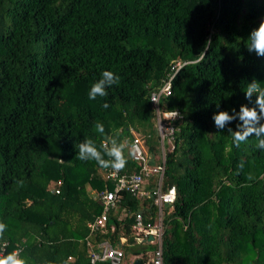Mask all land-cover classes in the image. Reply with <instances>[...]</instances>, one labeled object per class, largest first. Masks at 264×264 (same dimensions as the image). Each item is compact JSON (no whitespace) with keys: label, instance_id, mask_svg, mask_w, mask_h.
Returning <instances> with one entry per match:
<instances>
[{"label":"trees","instance_id":"obj_1","mask_svg":"<svg viewBox=\"0 0 264 264\" xmlns=\"http://www.w3.org/2000/svg\"><path fill=\"white\" fill-rule=\"evenodd\" d=\"M262 19L264 0H0V256L18 250L26 264L69 256L90 264L88 237L149 261L154 245L133 224L138 212L154 222L156 206L121 191L91 233L102 210L95 192L112 182L94 160H79L74 144L86 136L99 149L118 133L127 145L119 171H138L133 131L158 153L149 95L175 72L160 101L178 113L162 181L176 192L163 206V264H264V150L254 136L236 147L212 120L249 103L248 81L264 88V57L246 47ZM104 69L119 84L90 100ZM153 186L151 178L145 187Z\"/></svg>","mask_w":264,"mask_h":264},{"label":"built area","instance_id":"obj_2","mask_svg":"<svg viewBox=\"0 0 264 264\" xmlns=\"http://www.w3.org/2000/svg\"><path fill=\"white\" fill-rule=\"evenodd\" d=\"M179 67L180 63H177L175 71ZM174 74L175 72L169 74L168 78L158 90L152 91L149 95L154 114V126L158 136V153L153 155L151 151H149L148 144L145 142L144 137L138 132L133 131V138L128 148L131 159L139 166V170L120 172L119 170L110 167L105 168L103 174L112 182V188H105L95 193L94 197H96L101 203L102 210L100 214H98L94 220L87 225L91 233H96L103 228L108 212L111 208L115 207L119 199V192L121 191H129L139 198H150L157 208L154 222H143L142 215L138 212L135 214L133 224L134 234L140 240L149 241L154 245L153 250H151L150 259L145 264H163V206L172 203L176 195L174 186L163 189L162 181L166 151L173 147L172 141L176 129L170 122V119L175 118L177 115L175 117L169 116L170 112L176 111L163 110L160 103L163 96L170 94L171 79ZM152 158L157 162L151 163L150 161ZM151 178H153L154 186L151 189H147L145 185L150 183ZM85 241L88 246V258L90 264H98L100 262L122 264L123 251L120 248L114 247L110 240L107 239L99 242H92L88 237H85ZM2 251L3 249H0V255L2 254ZM72 260L73 258L69 256L64 264H70Z\"/></svg>","mask_w":264,"mask_h":264},{"label":"clouds","instance_id":"obj_3","mask_svg":"<svg viewBox=\"0 0 264 264\" xmlns=\"http://www.w3.org/2000/svg\"><path fill=\"white\" fill-rule=\"evenodd\" d=\"M247 50L254 52L258 57H264V19L258 26L251 29L246 42ZM120 76L111 69H104L100 76L95 80L88 92L87 97L95 100L97 97H106L108 89L113 85L119 84ZM248 104L241 103L239 109H221L213 113L212 120L217 129L227 130L232 134V143L239 147L242 142H246L249 137H256L254 145L258 150H264V88L260 86L257 79L248 81L246 89L243 91ZM253 97H255L253 99ZM155 101V100H154ZM102 108H108L106 100L101 102ZM217 108L219 105L217 104ZM177 112H170L169 116L175 117ZM238 121L235 130L230 126L231 122ZM99 133L105 132L103 123L96 124ZM75 155L79 160L95 161L100 167L122 169L127 163L125 149L127 145L119 139V135L113 134L106 137L105 142L101 143L99 149L95 142L84 137L79 143H75ZM107 157V158H106ZM6 233V224L0 222V238ZM0 264H26L18 250H13L6 255L0 256Z\"/></svg>","mask_w":264,"mask_h":264},{"label":"crops","instance_id":"obj_4","mask_svg":"<svg viewBox=\"0 0 264 264\" xmlns=\"http://www.w3.org/2000/svg\"><path fill=\"white\" fill-rule=\"evenodd\" d=\"M92 193H93V191H92ZM138 256H129V257H125V258H123V260H122V264H133V261H134V259L135 258H137Z\"/></svg>","mask_w":264,"mask_h":264},{"label":"water","instance_id":"obj_5","mask_svg":"<svg viewBox=\"0 0 264 264\" xmlns=\"http://www.w3.org/2000/svg\"><path fill=\"white\" fill-rule=\"evenodd\" d=\"M133 264H141V258H139V257L135 258L133 261Z\"/></svg>","mask_w":264,"mask_h":264},{"label":"rangeland","instance_id":"obj_6","mask_svg":"<svg viewBox=\"0 0 264 264\" xmlns=\"http://www.w3.org/2000/svg\"><path fill=\"white\" fill-rule=\"evenodd\" d=\"M96 193V192H95ZM120 216H123V214L121 213Z\"/></svg>","mask_w":264,"mask_h":264},{"label":"bare ground","instance_id":"obj_7","mask_svg":"<svg viewBox=\"0 0 264 264\" xmlns=\"http://www.w3.org/2000/svg\"><path fill=\"white\" fill-rule=\"evenodd\" d=\"M99 242V241H98Z\"/></svg>","mask_w":264,"mask_h":264}]
</instances>
